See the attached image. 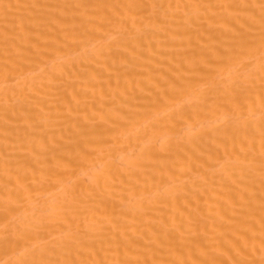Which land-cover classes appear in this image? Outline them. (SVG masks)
Returning a JSON list of instances; mask_svg holds the SVG:
<instances>
[{
  "label": "bare ground",
  "instance_id": "obj_1",
  "mask_svg": "<svg viewBox=\"0 0 264 264\" xmlns=\"http://www.w3.org/2000/svg\"><path fill=\"white\" fill-rule=\"evenodd\" d=\"M0 264H264V0H0Z\"/></svg>",
  "mask_w": 264,
  "mask_h": 264
}]
</instances>
